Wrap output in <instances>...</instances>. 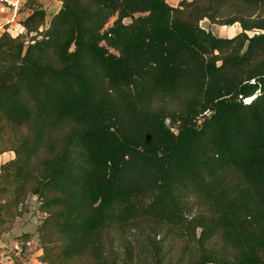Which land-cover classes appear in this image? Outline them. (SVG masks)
I'll use <instances>...</instances> for the list:
<instances>
[{"label": "trees", "instance_id": "16d2710c", "mask_svg": "<svg viewBox=\"0 0 264 264\" xmlns=\"http://www.w3.org/2000/svg\"><path fill=\"white\" fill-rule=\"evenodd\" d=\"M59 2L0 36V225L35 198L42 264H264V0Z\"/></svg>", "mask_w": 264, "mask_h": 264}, {"label": "rangeland", "instance_id": "374dc122", "mask_svg": "<svg viewBox=\"0 0 264 264\" xmlns=\"http://www.w3.org/2000/svg\"><path fill=\"white\" fill-rule=\"evenodd\" d=\"M178 1L179 0H166V2L173 7L177 5ZM32 5L45 11L47 25L51 17L57 13L61 4L59 0H33ZM29 12V9L24 5L20 10V18L23 20ZM200 26L210 31L215 37L220 38H229L240 32V28L237 24L233 26H219L209 24L206 20H203L200 22ZM32 35L33 34L28 35L24 29L17 38L28 41ZM38 206L39 202L35 198L30 197L25 201L20 216L11 219L7 218L6 223L0 225V260L8 257L12 260L21 262L20 258L23 260V257L26 255L33 253L38 248L40 249L36 229L40 225L44 214L39 210ZM26 235H30L28 241L31 242V245L29 247H27L25 243ZM167 245L171 247L174 246V248L176 246L177 248L179 241L172 239Z\"/></svg>", "mask_w": 264, "mask_h": 264}, {"label": "built area", "instance_id": "2783aa9c", "mask_svg": "<svg viewBox=\"0 0 264 264\" xmlns=\"http://www.w3.org/2000/svg\"><path fill=\"white\" fill-rule=\"evenodd\" d=\"M26 1L0 0V36L5 34L17 38L22 33L24 27L21 24L20 10Z\"/></svg>", "mask_w": 264, "mask_h": 264}, {"label": "crops", "instance_id": "0c3cea01", "mask_svg": "<svg viewBox=\"0 0 264 264\" xmlns=\"http://www.w3.org/2000/svg\"><path fill=\"white\" fill-rule=\"evenodd\" d=\"M14 157L12 152H6L0 154V166L10 160H12ZM27 247L31 245V242H26ZM27 249V248H26ZM17 253V252H16ZM41 250L38 248L33 253L26 255L23 257V260L20 258L21 262L18 260H12L8 257L2 258L0 260V264H42L38 258L41 256Z\"/></svg>", "mask_w": 264, "mask_h": 264}, {"label": "water", "instance_id": "95a60500", "mask_svg": "<svg viewBox=\"0 0 264 264\" xmlns=\"http://www.w3.org/2000/svg\"><path fill=\"white\" fill-rule=\"evenodd\" d=\"M250 100V99H249Z\"/></svg>", "mask_w": 264, "mask_h": 264}]
</instances>
